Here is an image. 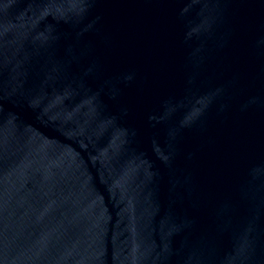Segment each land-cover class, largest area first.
Masks as SVG:
<instances>
[{"label": "water", "instance_id": "water-1", "mask_svg": "<svg viewBox=\"0 0 264 264\" xmlns=\"http://www.w3.org/2000/svg\"><path fill=\"white\" fill-rule=\"evenodd\" d=\"M0 264H264V0H0Z\"/></svg>", "mask_w": 264, "mask_h": 264}]
</instances>
